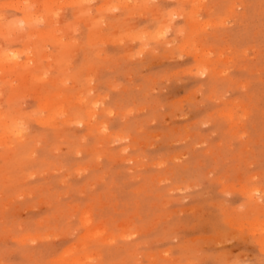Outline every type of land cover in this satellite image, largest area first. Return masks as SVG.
<instances>
[{"label":"rangeland","instance_id":"obj_1","mask_svg":"<svg viewBox=\"0 0 264 264\" xmlns=\"http://www.w3.org/2000/svg\"><path fill=\"white\" fill-rule=\"evenodd\" d=\"M0 264H264V0H0Z\"/></svg>","mask_w":264,"mask_h":264},{"label":"bare ground","instance_id":"obj_2","mask_svg":"<svg viewBox=\"0 0 264 264\" xmlns=\"http://www.w3.org/2000/svg\"><path fill=\"white\" fill-rule=\"evenodd\" d=\"M5 58H7V59H10V60H16L17 58H18V56H17V54L16 53H11V54H9V53H7L6 55H5ZM30 60H32L31 58H29ZM253 226H254V224H253Z\"/></svg>","mask_w":264,"mask_h":264}]
</instances>
